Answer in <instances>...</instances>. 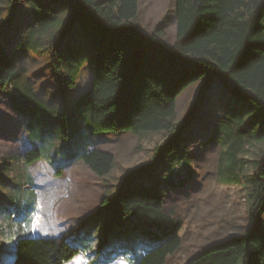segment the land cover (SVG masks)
<instances>
[{
	"label": "rangeland",
	"instance_id": "rangeland-1",
	"mask_svg": "<svg viewBox=\"0 0 264 264\" xmlns=\"http://www.w3.org/2000/svg\"><path fill=\"white\" fill-rule=\"evenodd\" d=\"M176 2L139 0L136 30L154 34L161 26L173 46ZM3 7L0 0V11ZM6 15L0 12V23ZM30 18L23 1L2 39L18 69L0 92V264L13 258L20 238L61 235L77 227L102 196L112 195L129 173L149 163L154 148L165 140L162 131L94 133L87 98L92 57L78 26L67 35L63 55H79L83 64L77 75L72 65H64L60 75L44 51L45 39L56 28L45 33L36 50L16 49L30 33ZM60 19L58 27L64 22ZM202 84L194 83L178 96L176 122L187 117ZM196 107L183 132L185 147L130 183L131 188L153 187L164 198L168 220L155 226L143 213L133 214L98 249L105 215L99 212L67 236L78 253L66 264H131L129 260L159 244L172 228L181 246L166 264H184L209 244L245 231L252 175L264 159V116L250 101L233 95L219 77H213ZM34 148L41 157L23 162V154ZM91 149L114 156L108 174L98 176L80 159ZM48 217L58 225L52 227Z\"/></svg>",
	"mask_w": 264,
	"mask_h": 264
},
{
	"label": "trees",
	"instance_id": "trees-1",
	"mask_svg": "<svg viewBox=\"0 0 264 264\" xmlns=\"http://www.w3.org/2000/svg\"><path fill=\"white\" fill-rule=\"evenodd\" d=\"M23 1L30 11L31 28L17 50H36L45 33L56 28L44 43L49 64L60 75L64 65H72L77 75L83 62L79 55H63L66 37L78 26L80 38L88 44L92 73L87 98L94 133L162 131L165 140L154 148L149 163L129 173L112 195L102 196L77 227L59 236L18 239L8 264H66L78 253L67 236L99 212L105 215L98 249L114 230L127 226L133 214L143 213L155 226L165 223L164 198L153 187L131 188L130 183L185 147L183 132L213 77L264 116V0H177L173 46L166 42L161 26L154 34L136 30L139 0H4L0 11L7 12L0 23L2 93L18 69L3 44V32ZM61 17L64 22L58 27ZM202 80L196 103L185 119L176 122L178 96ZM63 136H67L65 122ZM40 157L37 148L23 156L28 164ZM80 159L98 176L108 174L114 164L111 153L97 149ZM249 200V222L242 234L209 244L184 264H264V159L252 175ZM173 230L133 264H166L181 246V237ZM145 234L152 237L150 232Z\"/></svg>",
	"mask_w": 264,
	"mask_h": 264
},
{
	"label": "crops",
	"instance_id": "crops-1",
	"mask_svg": "<svg viewBox=\"0 0 264 264\" xmlns=\"http://www.w3.org/2000/svg\"><path fill=\"white\" fill-rule=\"evenodd\" d=\"M9 103H10V101H9ZM11 104V103H10ZM12 105V104H11ZM23 156H24V154H23ZM23 162H24V158H23ZM50 219V224H51V226L52 227H54V225L55 226H57L58 224L54 221V218H52V221H51V218H49L48 217V220ZM46 220V219H45ZM81 222V221H80ZM79 222V223H80ZM78 223V224H79ZM51 236H59L58 234L57 235H47V236H41V237H51ZM40 237V236H39ZM130 262L129 263H131V264H133L134 263V261H135V259L133 258V259H131V260H129Z\"/></svg>",
	"mask_w": 264,
	"mask_h": 264
}]
</instances>
